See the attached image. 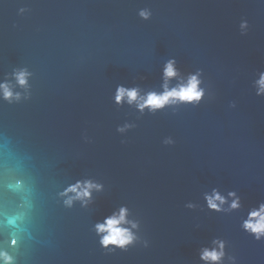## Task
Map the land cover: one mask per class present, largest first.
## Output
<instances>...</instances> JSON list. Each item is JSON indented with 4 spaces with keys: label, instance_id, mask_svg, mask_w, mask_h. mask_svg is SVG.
I'll return each mask as SVG.
<instances>
[{
    "label": "water",
    "instance_id": "1",
    "mask_svg": "<svg viewBox=\"0 0 264 264\" xmlns=\"http://www.w3.org/2000/svg\"><path fill=\"white\" fill-rule=\"evenodd\" d=\"M173 60L169 88L196 75L201 102L155 113L116 103L120 86L162 93ZM262 74L264 0H0V85L13 93L0 89V254L215 264L201 252L223 242L219 264H264V240L243 229L264 204ZM78 182L98 187L69 206ZM214 192L221 211L208 206ZM122 208L136 240L104 249L96 225Z\"/></svg>",
    "mask_w": 264,
    "mask_h": 264
},
{
    "label": "clouds",
    "instance_id": "2",
    "mask_svg": "<svg viewBox=\"0 0 264 264\" xmlns=\"http://www.w3.org/2000/svg\"><path fill=\"white\" fill-rule=\"evenodd\" d=\"M140 16L143 19H149L150 14L146 11H141ZM28 73L25 71L16 74V79L21 86L27 85ZM178 76V72L175 68V61H169L164 69V91L162 93L150 92L146 97H141L139 95V90L136 88L126 89L123 86L117 88L116 93V103H122L125 98L127 102L132 104L136 102L137 107L140 111L144 109H149L153 113L158 110L164 109L168 105H173L177 103L182 104H198L203 100L204 92L200 88V80L198 76H190L187 83L181 82L175 88H169L168 81L172 78ZM259 93L264 94V74L261 75L258 81ZM0 89L3 91L5 99L11 100L13 93L10 91L7 84L0 85ZM19 97H17L18 99ZM123 131V129H120ZM97 185L91 182H78L76 185L70 186L64 195H68L70 198L66 203L71 206L74 200H84L85 198H90L91 190L97 188ZM74 194V195H70ZM233 197V202L231 204L232 209H238L240 207L239 198L236 194L229 193ZM208 201V206L213 211H221L220 205L226 203L224 197H222L218 192H214L213 196L206 197ZM127 209L122 208L118 215H113L107 218L102 224L96 225L97 234L100 236L99 243L104 249L119 248L121 250H127L128 246L132 245L136 240L134 234L127 227L123 225L128 224L129 221L126 220ZM132 228H136L135 223L131 224ZM243 229L249 234L253 235L256 240H264V204H261L258 210H252L248 214V219L243 223ZM219 244V250L213 248L212 250L204 249L201 252L200 259L203 261L215 262L219 264L225 256L224 243L215 242ZM2 258L11 264V258L7 254H0Z\"/></svg>",
    "mask_w": 264,
    "mask_h": 264
}]
</instances>
